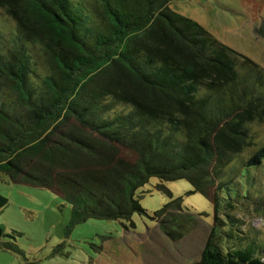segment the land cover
Listing matches in <instances>:
<instances>
[{"label": "trees", "instance_id": "obj_1", "mask_svg": "<svg viewBox=\"0 0 264 264\" xmlns=\"http://www.w3.org/2000/svg\"><path fill=\"white\" fill-rule=\"evenodd\" d=\"M172 1L0 0L15 22L0 28V172L55 190L71 206V225L134 228L132 216L147 215L175 239L182 198L164 189L167 203L150 216L142 187L156 178L184 180L191 194L213 188L215 224L193 264H264V241L252 242L232 216L262 193L248 170L245 183L237 176L263 163L264 145L225 171L248 139L244 122L264 112L256 91L264 75L245 70L252 63L242 57V71L257 76L241 84L237 54L173 12ZM7 203L0 195V210Z\"/></svg>", "mask_w": 264, "mask_h": 264}, {"label": "rangeland", "instance_id": "obj_2", "mask_svg": "<svg viewBox=\"0 0 264 264\" xmlns=\"http://www.w3.org/2000/svg\"><path fill=\"white\" fill-rule=\"evenodd\" d=\"M170 9L198 23L237 54L241 84L247 86L251 82L249 76H257L242 71L243 68L251 67L254 74L264 75V0H174ZM14 24L7 10L0 7V28L9 32ZM242 57L252 64L242 68ZM256 91L264 94V88ZM237 92H242L241 85L237 86ZM75 124L73 119L67 121V126ZM244 126L248 139L226 167L227 176L264 145V112L261 117L255 115L244 122ZM120 157L133 161L135 154L120 148ZM246 170L255 177L262 193L244 196V205L238 206L232 216L236 213V218L243 222L241 230L255 243L256 238L264 241V161L260 166L242 167L237 176L240 182L247 181ZM164 189L174 197H181L187 208L180 217L184 226L181 238L166 234L147 215H133L134 228L100 219L71 225V206L55 190L0 172V195L8 201L0 210V227L6 234L0 239V264L196 263L215 224L214 190L209 189L207 196L191 194L192 187L184 180L161 183L152 178L140 190V205L148 215L167 203ZM220 208L217 213L222 218ZM187 214L191 215L190 220L183 219ZM222 239L226 241L225 237ZM261 248L264 249V244Z\"/></svg>", "mask_w": 264, "mask_h": 264}]
</instances>
